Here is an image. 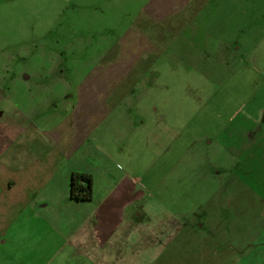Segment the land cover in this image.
I'll use <instances>...</instances> for the list:
<instances>
[{
    "label": "rangeland",
    "instance_id": "obj_1",
    "mask_svg": "<svg viewBox=\"0 0 264 264\" xmlns=\"http://www.w3.org/2000/svg\"><path fill=\"white\" fill-rule=\"evenodd\" d=\"M150 3L0 0V113L9 126L41 131L108 105L123 110L126 126L129 117L140 126L145 120L139 149L125 150L110 167L141 179L149 192V172L172 174L162 198L179 207L228 203V194L212 193L234 161L226 128L235 114V152L243 161L235 188L250 168L254 188L264 192V157L252 155L247 164L239 158L246 112L264 109V0H200L168 20L150 18ZM127 43L153 49L154 68L140 66L118 85L112 77ZM111 85L114 97L104 101ZM237 204L264 207V196L239 197Z\"/></svg>",
    "mask_w": 264,
    "mask_h": 264
},
{
    "label": "crops",
    "instance_id": "obj_2",
    "mask_svg": "<svg viewBox=\"0 0 264 264\" xmlns=\"http://www.w3.org/2000/svg\"><path fill=\"white\" fill-rule=\"evenodd\" d=\"M192 3L201 4L151 0L149 17H181ZM153 51L127 43L112 82L120 85L140 66L154 68ZM111 87H105L104 101L114 97ZM257 113L247 111L244 117L245 154L239 158L245 163L252 155L264 157V109ZM232 119L226 129L233 166L224 170L228 179L212 193L219 199L228 194V203L179 207L162 198L172 174L149 172V192L141 179L110 167L125 150L139 149L145 120L140 126L129 117L126 126L123 110L108 105L74 113L63 126L41 131L9 126L0 113V264H264V248H250L264 243V207L237 204L239 197L264 192L254 188L250 168L240 179L241 189L235 188L237 165L243 161L236 157L238 128ZM75 173L92 176L91 201L71 199Z\"/></svg>",
    "mask_w": 264,
    "mask_h": 264
},
{
    "label": "trees",
    "instance_id": "obj_3",
    "mask_svg": "<svg viewBox=\"0 0 264 264\" xmlns=\"http://www.w3.org/2000/svg\"><path fill=\"white\" fill-rule=\"evenodd\" d=\"M92 176L89 174L75 173L70 184L72 200L89 202L93 198Z\"/></svg>",
    "mask_w": 264,
    "mask_h": 264
}]
</instances>
